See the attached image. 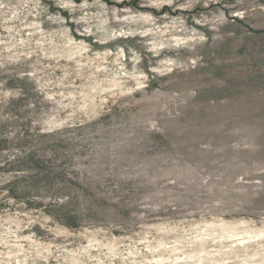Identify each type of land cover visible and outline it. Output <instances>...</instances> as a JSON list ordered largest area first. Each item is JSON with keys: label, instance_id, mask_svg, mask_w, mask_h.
<instances>
[{"label": "rangeland", "instance_id": "1", "mask_svg": "<svg viewBox=\"0 0 264 264\" xmlns=\"http://www.w3.org/2000/svg\"><path fill=\"white\" fill-rule=\"evenodd\" d=\"M0 264H264V0H0Z\"/></svg>", "mask_w": 264, "mask_h": 264}]
</instances>
